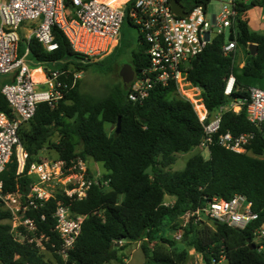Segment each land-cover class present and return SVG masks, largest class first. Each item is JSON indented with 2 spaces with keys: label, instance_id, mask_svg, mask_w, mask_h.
<instances>
[{
  "label": "trees",
  "instance_id": "obj_1",
  "mask_svg": "<svg viewBox=\"0 0 264 264\" xmlns=\"http://www.w3.org/2000/svg\"><path fill=\"white\" fill-rule=\"evenodd\" d=\"M183 2V0H180ZM210 0H194L186 6H207ZM264 9V0H250L236 4V16L230 27L229 42L236 49L225 54L227 43L219 34L205 51L193 59L188 70V81L201 90L203 102L212 116L221 106L219 134L238 136L252 133L254 138L247 152L237 153L221 146L218 135L207 156L197 151L182 170H169L179 154L199 149L205 135L204 124L193 104L180 96L174 84L155 86L143 103L128 98V86H116L103 97L81 91V79L65 92L55 107L48 103L37 106L35 116L19 126V137L28 153L26 167L18 174L16 156L1 175L3 194H27L36 181L29 174L32 164L50 160L52 153L67 166L77 158H88L101 163L108 186L94 185L86 198L66 196L57 189L55 195L38 208L28 210L37 229L23 241L15 239L9 221L12 214L5 210L0 199V264H124L120 252L122 243L139 242L145 256L144 264H189V249H194L203 264H264V250H252L253 230L264 226V123L256 126L249 121L246 106L240 112L233 104L249 100L250 89H264V30L255 31L249 25L248 12ZM58 49L48 52L37 39L28 44L32 68L44 67L47 75L52 70L64 72L62 80L73 83L74 75L97 67L110 72L121 55L120 43L108 62H89L74 52L65 35L53 28ZM21 40L19 53H25ZM257 44V53L249 51ZM245 51L243 66L236 61L238 48ZM147 45L140 36L137 51L132 52V67L138 76L149 66ZM235 77L230 95L225 94L229 77ZM13 81V80H12ZM11 81V82H12ZM4 86V84H3ZM0 112L13 118L12 110L0 89ZM121 118V131L109 133L106 125H116ZM50 155V156H49ZM49 156V157H48ZM244 195L259 212L260 219L245 229L210 220L192 218L181 227L187 211L202 208L214 198L230 200ZM167 199L169 201H167ZM59 205L70 209L75 216L84 215L81 233L68 259L58 253L62 240L56 231L54 217ZM42 216L44 219H42ZM8 221V222H7ZM181 227L182 238L171 236ZM24 233L26 231L23 228ZM42 236L44 237L42 240ZM40 240L45 252L38 246ZM47 238V239H46ZM121 243V245H120ZM46 253L51 255L46 258Z\"/></svg>",
  "mask_w": 264,
  "mask_h": 264
},
{
  "label": "built area",
  "instance_id": "obj_2",
  "mask_svg": "<svg viewBox=\"0 0 264 264\" xmlns=\"http://www.w3.org/2000/svg\"><path fill=\"white\" fill-rule=\"evenodd\" d=\"M249 1L221 0L220 14L211 15H208L204 5L190 10L185 7L187 16L183 17L173 12L171 0H0V77L14 75L13 81L2 87L13 118L0 112V199L4 209L12 214L14 222L11 231L16 240L23 241L28 233L36 232L35 221L26 214L31 208L36 209L47 202L57 189L70 198L81 200L86 198L92 186H108V181L92 176L88 172L86 161L80 158L72 161L69 166L62 160H46L31 165L29 174L34 175L36 181L30 185L27 194H3L1 175L12 157L16 156L18 174L24 172L28 159V153L19 137V126L35 116L40 103L55 107L64 99L65 92L81 79V73H77L73 83L69 84L61 78L64 72L52 70L46 76V88L39 89L27 61L30 40L35 38L48 52L55 51L58 43L54 41L53 28L56 27L65 35L73 51L82 55L85 60L105 61L111 58L119 45V34L127 15L143 37L149 58V66L140 75H135L134 80L128 84L129 100L143 103L155 86L174 84L180 96L193 104L204 124L205 135L199 149L209 152L215 136L220 132L222 114L228 108L221 106L210 116L201 90L188 81V70L191 61L202 54L215 39L212 37L213 32H217L218 36L224 34L225 28L231 27L236 16V4H246ZM24 26H29L31 32L25 53L21 56L20 30ZM215 28L219 30L216 31ZM235 49L236 42H227L223 48L225 54ZM234 84L235 77L231 75L225 94H231ZM190 90L193 92L191 96L188 94L191 93ZM244 105L249 121L256 126L262 125L264 89L251 88L249 100L239 106L242 109ZM234 107L236 106H231L233 111ZM253 138L252 133L234 136L227 132L219 134L218 142L228 150L245 153ZM54 217L55 229L62 240L58 253L67 260L69 250L74 247L81 233L85 216L74 217L68 207L59 205ZM192 218L195 221L214 220L233 228L245 229L257 222L260 215L254 211L253 203L246 196L236 195L230 200L214 198L202 208L187 211L181 218V227ZM20 227L26 231L22 239ZM181 227L175 232L176 240L182 238ZM253 235L258 249L264 250V226L254 228ZM43 238L42 236L41 240ZM29 241L35 239L29 238ZM38 246L44 248L39 242Z\"/></svg>",
  "mask_w": 264,
  "mask_h": 264
},
{
  "label": "rangeland",
  "instance_id": "obj_3",
  "mask_svg": "<svg viewBox=\"0 0 264 264\" xmlns=\"http://www.w3.org/2000/svg\"><path fill=\"white\" fill-rule=\"evenodd\" d=\"M194 0H183V4L185 6H188L191 4ZM227 1V0H226ZM208 15L211 14H220L221 12V0H210V2L206 6ZM264 14V9L261 7H255L250 10V13L247 14L248 18H251V21L253 23V18H260ZM254 25V23H253ZM216 31L219 30V28H215ZM224 36L227 42H229V36H230V28H225L224 30ZM119 43L121 49V55L119 59L117 60L116 64H114V68L110 72H102L97 67H91L89 70L81 73V91L84 93L92 94L96 97H103L105 95L110 94L116 86L125 85L123 82V79L120 75V71L123 68L124 65L130 64L132 65V52L137 51L138 47L140 45V34L138 32V29L131 23L130 19L126 15L120 34H119ZM245 51L240 47L236 51V61L237 63H242L245 60ZM111 59V58H110ZM110 59H106L105 62H108ZM28 63L30 64L32 62V59L29 57L27 58ZM92 62V61H89ZM32 68V66H31ZM39 89H45L46 86H38ZM191 93L190 96L193 94L192 90H190ZM236 107H234V110L237 112L241 111L240 104H233ZM238 105V106H237ZM239 107V109H237ZM198 109V108H197ZM199 111L202 110V108L198 109ZM106 128L109 133H112L116 130L117 126L112 124H107ZM197 151H201L204 156L208 155V152L202 149H196L192 152L185 153V154H179L177 157L176 163L169 168V170H182L186 167L188 159L196 153ZM50 156V155H49ZM48 156V157H49ZM57 157L56 153H52L49 159H54ZM261 158H264L262 156ZM88 172L97 178L98 180H104V174L105 169L101 163H98L92 159H90L89 164L87 163ZM167 201H169L167 199ZM8 222V221H7ZM14 221L11 220L9 223L12 225ZM20 239L24 237V231L23 228L20 227L19 230ZM29 234V233H28ZM171 236L174 238L175 233L171 234ZM36 240V238H34ZM37 242V241H36ZM40 243V240H38ZM125 245V248L120 252L121 256L124 257V264H144L145 263V256L143 251L141 250V243L139 242H127L122 243ZM121 245V243H120ZM43 252H45V249H41ZM191 260L189 264H203V259L200 254H197L195 251H191ZM51 255L46 253V258H50ZM52 257V256H51ZM118 264V263H115ZM222 264H228L227 262H224Z\"/></svg>",
  "mask_w": 264,
  "mask_h": 264
},
{
  "label": "crops",
  "instance_id": "obj_4",
  "mask_svg": "<svg viewBox=\"0 0 264 264\" xmlns=\"http://www.w3.org/2000/svg\"><path fill=\"white\" fill-rule=\"evenodd\" d=\"M185 6V5H184ZM186 7V6H185ZM250 13V11L248 12ZM248 17V16H247ZM249 19V25L250 27L255 30V31H263L264 30V14L260 17V18H253V23L251 21V18H248ZM30 27L29 26H24L21 30H20V37H21V40H27L28 37L30 36ZM21 42V41H20ZM27 42L24 43V47L26 50V47H27ZM28 58H29V55H28ZM33 62L30 63V65L32 66ZM244 64V61L241 63V66H243ZM33 75H34V80L35 82H37V87L38 86H43L44 85V82L46 80V72L44 70V67H40L38 69H33ZM14 79V75H10V76H5V77H0V89H2L3 87V84H7L9 82H11L12 80ZM91 158H88L86 160V163L89 164V161H90ZM93 160V159H92ZM194 251V249H189V252L191 253V251ZM224 262H227L226 260H223L220 264L224 263Z\"/></svg>",
  "mask_w": 264,
  "mask_h": 264
},
{
  "label": "water",
  "instance_id": "obj_5",
  "mask_svg": "<svg viewBox=\"0 0 264 264\" xmlns=\"http://www.w3.org/2000/svg\"><path fill=\"white\" fill-rule=\"evenodd\" d=\"M171 6H172L173 12L176 15L183 16V17L187 16L185 6L180 0H171ZM217 34H218L217 32H213L212 37L215 38L217 36ZM257 48H258L257 44H251L249 46L250 53L252 55H255L257 53ZM120 75L123 79L125 87H127L128 84L130 82H132L135 78V71H134L132 65H130V64L124 65L120 71ZM120 131H121V118L118 119L117 128L115 130V135L118 136L120 134ZM248 244L252 250H255L257 248L255 243H253L251 241V239H248ZM78 264H81V263L79 262Z\"/></svg>",
  "mask_w": 264,
  "mask_h": 264
},
{
  "label": "bare ground",
  "instance_id": "obj_6",
  "mask_svg": "<svg viewBox=\"0 0 264 264\" xmlns=\"http://www.w3.org/2000/svg\"><path fill=\"white\" fill-rule=\"evenodd\" d=\"M237 109H239V107H237Z\"/></svg>",
  "mask_w": 264,
  "mask_h": 264
}]
</instances>
